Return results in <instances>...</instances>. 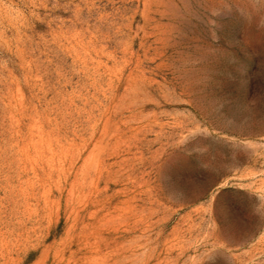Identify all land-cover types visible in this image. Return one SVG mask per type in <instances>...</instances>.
Returning <instances> with one entry per match:
<instances>
[{"label":"rangeland","instance_id":"rangeland-1","mask_svg":"<svg viewBox=\"0 0 264 264\" xmlns=\"http://www.w3.org/2000/svg\"><path fill=\"white\" fill-rule=\"evenodd\" d=\"M0 264H264V0H0Z\"/></svg>","mask_w":264,"mask_h":264}]
</instances>
